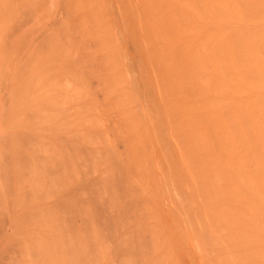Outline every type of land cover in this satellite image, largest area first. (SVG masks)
Segmentation results:
<instances>
[{
    "label": "bare ground",
    "instance_id": "6f19581e",
    "mask_svg": "<svg viewBox=\"0 0 264 264\" xmlns=\"http://www.w3.org/2000/svg\"><path fill=\"white\" fill-rule=\"evenodd\" d=\"M0 264H264V0H0Z\"/></svg>",
    "mask_w": 264,
    "mask_h": 264
},
{
    "label": "rangeland",
    "instance_id": "374dc122",
    "mask_svg": "<svg viewBox=\"0 0 264 264\" xmlns=\"http://www.w3.org/2000/svg\"><path fill=\"white\" fill-rule=\"evenodd\" d=\"M24 113H27V111H25ZM21 114V110L19 107L15 108V110H13L11 112L10 118H16L17 116H19ZM24 206V211L27 212L28 210H30L32 208V204L30 203H25L23 204Z\"/></svg>",
    "mask_w": 264,
    "mask_h": 264
}]
</instances>
